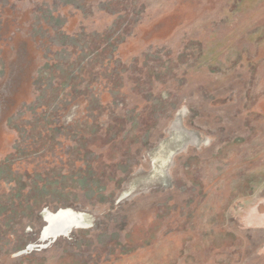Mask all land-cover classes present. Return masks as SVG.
Segmentation results:
<instances>
[{
	"label": "rangeland",
	"instance_id": "374dc122",
	"mask_svg": "<svg viewBox=\"0 0 264 264\" xmlns=\"http://www.w3.org/2000/svg\"><path fill=\"white\" fill-rule=\"evenodd\" d=\"M262 192L264 0H83L0 126V264H224Z\"/></svg>",
	"mask_w": 264,
	"mask_h": 264
},
{
	"label": "water",
	"instance_id": "95a60500",
	"mask_svg": "<svg viewBox=\"0 0 264 264\" xmlns=\"http://www.w3.org/2000/svg\"><path fill=\"white\" fill-rule=\"evenodd\" d=\"M83 0H8L0 126L57 55ZM264 264V192L241 200L230 260Z\"/></svg>",
	"mask_w": 264,
	"mask_h": 264
},
{
	"label": "bare ground",
	"instance_id": "6f19581e",
	"mask_svg": "<svg viewBox=\"0 0 264 264\" xmlns=\"http://www.w3.org/2000/svg\"><path fill=\"white\" fill-rule=\"evenodd\" d=\"M47 226L43 229L42 239H50L57 236H66L76 227L86 226L82 215L72 214L68 211H59L55 214L44 213Z\"/></svg>",
	"mask_w": 264,
	"mask_h": 264
}]
</instances>
